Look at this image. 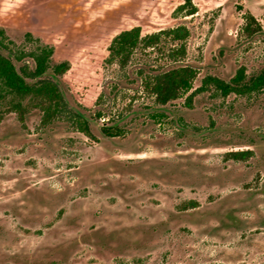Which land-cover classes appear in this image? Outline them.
<instances>
[{"label":"rangeland","instance_id":"1","mask_svg":"<svg viewBox=\"0 0 264 264\" xmlns=\"http://www.w3.org/2000/svg\"><path fill=\"white\" fill-rule=\"evenodd\" d=\"M246 14L261 32H243ZM180 26L181 60L164 36L124 64L115 54L124 30ZM0 43L28 82L30 53L49 51L63 96L47 124L0 100V264H264V92L161 106L142 84L180 65L193 89L263 71L264 0H0Z\"/></svg>","mask_w":264,"mask_h":264},{"label":"trees","instance_id":"2","mask_svg":"<svg viewBox=\"0 0 264 264\" xmlns=\"http://www.w3.org/2000/svg\"><path fill=\"white\" fill-rule=\"evenodd\" d=\"M192 13L193 11L189 14ZM243 18L244 33L253 35L261 32L259 23L251 14H246ZM162 36L180 43L168 53V58L175 62L181 60L185 55L184 41L188 37V31L183 26L145 36L141 35L138 27L124 30L114 37L113 48L120 62L124 64L136 48L139 46L145 49L154 48ZM49 55L50 52L45 49L30 53L34 69L28 75L32 78V82H28L25 79L28 73L18 71L11 59L0 52V100H8L11 110L17 111L20 116L27 112L26 106L31 103L33 108L40 109L43 124L49 123L57 116L63 103V96L57 84L46 77L49 69ZM63 71V65H56L52 69V73L56 75ZM196 74V70L190 66H173L147 75L142 84L144 90L152 95L155 102L161 106L184 96L188 103L195 94L207 91H212L213 95L221 98L230 95L245 97L264 92V70L248 75L244 67H239L227 81L209 75L203 78L200 87L193 89ZM25 101L26 104L23 105ZM75 126L85 137H91L84 121L77 119ZM101 129L107 136L116 135V132L110 128L102 127ZM251 155L250 150H244L228 152L225 157L234 161H246Z\"/></svg>","mask_w":264,"mask_h":264}]
</instances>
